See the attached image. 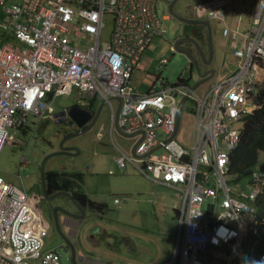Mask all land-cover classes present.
Here are the masks:
<instances>
[{"label":"built area","instance_id":"obj_1","mask_svg":"<svg viewBox=\"0 0 264 264\" xmlns=\"http://www.w3.org/2000/svg\"><path fill=\"white\" fill-rule=\"evenodd\" d=\"M162 1L168 2L0 0V152L29 117H45L53 97L71 90L77 100L99 99L109 108L110 131L115 125L132 140L130 151L114 146L115 164L133 165L155 182L177 185L178 235L165 264H203L201 256L242 264L245 240L264 234V215L256 206L264 171H251L249 192L235 193L228 182L229 155L243 116L261 106L264 0L253 3L243 33L222 29L232 42L233 72L202 93L164 79L157 89L140 93L129 80L151 41L166 32ZM209 3L211 18L221 16V1ZM238 13L240 18L243 9ZM106 19L110 28L104 39ZM166 62L160 59L159 68ZM182 97L195 104L190 108L194 137L186 147L175 140ZM207 201L210 213L202 208ZM45 234L38 208L30 205L22 185L0 176V264H30L31 259L62 264L60 256L43 249ZM258 260L264 261V252Z\"/></svg>","mask_w":264,"mask_h":264},{"label":"rangeland","instance_id":"obj_2","mask_svg":"<svg viewBox=\"0 0 264 264\" xmlns=\"http://www.w3.org/2000/svg\"><path fill=\"white\" fill-rule=\"evenodd\" d=\"M210 1L211 0H181V3L182 6H186L185 12L188 15H195L197 4H203L204 2ZM232 3L234 8L238 10L241 6V3L244 5L245 2L243 3L241 0H232ZM160 6L162 9H165L167 7V2L162 1ZM1 17L2 13L0 11V18ZM204 17H206V15ZM208 23L211 25V48L212 53H214V41L218 39L216 38V34L221 37L219 39L221 44L224 43L225 36H221V21L215 22L213 20H208ZM178 26L179 24L177 19L171 16L165 21L166 32L161 37L158 36L152 40L149 50L140 60L138 68H136L132 73L130 86L135 91H145L147 88H149L150 84L155 78V75L158 73L157 64L161 58H166L168 60L164 66V69L162 67L163 70L161 75L166 78L169 83H175L179 77L186 79L189 78V76L191 77L189 79L190 86H193L198 81L195 71H189L188 57L185 54L176 51L174 48L170 49V45L172 44L171 42L179 31ZM109 28L110 22L108 19H106L105 29L103 31L104 39H107L108 37ZM226 60L227 57H223L217 61L216 72L212 76V81H214L218 75L224 73L229 68V66H231V61L226 62ZM94 102L101 104L102 101L95 99ZM86 103L87 102L83 100H77V98L72 94L71 90H69L67 94L53 97L47 109L46 117L42 119L29 117L26 123L28 130L20 131V129L14 131L12 140L5 143L0 152V169L6 170L8 175L11 176L20 175L22 186L25 191L29 193L39 191L41 188V167L44 171L56 170L69 172L75 170L78 171L77 173H83L86 184V187H83L84 191H87V188H89L88 192H92V190L96 187V189L101 192V195L96 197L98 200H103L104 198H107V196H110L111 198L118 197L119 199H122L124 195L116 192L122 190L121 181L115 175L118 174L117 170H115L113 174H108L106 171L105 173H101L98 176H94V173H89V170L87 169V165L91 164L90 171L94 170L91 160L94 152H96V155L100 154V156H104L105 154H102L103 152H107L108 150L112 149V147L113 150L115 149L113 144L122 149L125 146L124 139L118 136L115 132H109L110 118L108 106L105 104L102 105L103 107L100 115L96 120V123L91 128L72 137L68 136L77 132L78 130L74 131L68 122L63 124V126L58 127L57 122L52 117L54 113L61 111L66 107H71L72 105L84 106ZM112 104L114 106L116 105L114 100H112ZM194 131L195 121L191 111L188 110L187 103L183 106L180 114L178 133L175 137V140L181 146L186 147L192 143ZM63 140L64 142L62 146L64 148H76L78 150L77 154L59 152V144ZM21 160L24 162L22 165L20 164ZM263 161L264 151L260 152L258 161L252 167L251 171L259 172V165ZM100 178L103 180L101 183H99L101 180ZM250 180V174H246L242 177L230 175L228 178L229 186L235 193H239L241 191L246 193L249 192ZM95 182L99 184L96 185ZM146 183V178L139 174V188L140 185H145ZM157 188L159 189V195L164 197L168 204L172 206L174 202L178 203L176 190L165 188L163 186H157ZM109 191L111 192L109 193ZM136 196L137 195H134V197ZM178 196L180 202L179 192ZM148 198V195L139 193V209H141V211L145 210L147 212L146 218L148 219L147 222H143L140 225L143 228L141 233L143 236L155 237V240L165 235L171 241L168 251V254L171 256L174 253L177 239L175 236L176 223H173L172 226L167 224V219H171L172 222H175V220L171 217V207L166 208L164 205L157 204V202L148 201ZM209 202L210 201L203 203V210L205 209L206 204ZM43 206L44 202L41 204V207ZM216 209H218V207H216ZM166 210H168V216L165 214ZM111 212L113 213V210H108L107 214L104 215L109 218V220L112 219ZM115 220L116 216L113 222L100 219L96 220L98 222V227H104L109 230L107 234L105 233L106 235L104 238H100L96 234L93 235V239L102 245L103 249L101 251H99L95 247V243L91 241L86 246L79 245V247H77L75 250V254L72 259L70 251L65 252L59 247L61 246L59 244V237L61 236L57 231L54 230H48V232H46V243L44 250L53 251L56 249V251L60 253L62 264H128L123 260H131L133 263L130 264H140L142 261L141 259L146 256V250L141 248L142 242L139 243V238H132L131 234L132 232H136V230L133 227L126 225V222L131 221L132 218L129 219V216L127 217L125 215H120L117 220ZM136 220H139V217L136 218ZM104 223L106 224L104 225ZM57 224L59 231L61 234H63L60 230L59 221H57ZM158 231L162 232L164 235H160V237L157 236L155 232ZM146 232H154V234L152 233L153 235H147ZM135 245L138 248H136ZM154 250L156 251L155 247ZM102 253H106L107 255L104 256ZM116 253H118L121 257H117V259L112 260L111 255ZM124 256L126 259L123 258ZM162 256L163 254H161V258ZM206 264L220 263L217 262V260L209 259Z\"/></svg>","mask_w":264,"mask_h":264},{"label":"crops","instance_id":"obj_3","mask_svg":"<svg viewBox=\"0 0 264 264\" xmlns=\"http://www.w3.org/2000/svg\"><path fill=\"white\" fill-rule=\"evenodd\" d=\"M170 1L171 0H168L167 7L165 8L167 15H168V19L171 17V14L168 12V5H169ZM220 1L222 4L220 5L219 9L221 10L222 15L219 16L218 18H216V19L211 18V13L213 11V8L210 6L209 2H204L203 4H197L196 7L198 9L195 10V15L192 14V16L195 18H202V20H206L207 22H208V20H213L215 22L221 21L222 22V29L224 27H227L229 30V32H228L229 34H232L235 31L238 32L239 34L243 33L249 26L251 13H252V6L256 0H241V1H243V3L244 2L245 3H244V5L241 3V6L238 10H236L234 8L232 0H220ZM201 7L204 8L203 11H199V9ZM241 8L243 9V14L240 16V18H238V16H239L238 12ZM205 15H206V17H204ZM204 29L205 30L203 31L202 43L194 44L189 39H187V40H184L183 43L181 45H179L180 46L179 47L178 43L180 40L177 38L178 33H179V31H178L177 34L175 35V37L173 38L172 42H171L172 44L170 45V49L174 48L176 51H178L177 48L175 47L177 44L178 49L185 48L188 51H190L191 53H194L195 54V61L197 63V67L199 69V71H198L197 67L194 64H192L190 61L189 62V71L190 72H192L193 70L195 71V73L198 77V81L193 86H190V84H189V79L191 78L190 76H189V78H186V79L179 77L174 84H180V85L187 86L190 89H192L194 92H199V93L204 92L210 84L220 80L225 75L233 72L234 67H235L234 57L230 54V46L232 44V42L229 38L230 36H225V41L223 44H221L219 42V39L221 37L216 34V38H218V39L216 41H214V53H212V48H211V46H209L208 38H207L208 37V28H206V26H204ZM222 29H221V36H223L222 35ZM209 30H210L209 34H210V38H211V31L212 30H211L210 23H209ZM238 38L241 39V36H239ZM188 43H190L189 46H185ZM150 44H149L148 48L142 53V55L138 61V64L134 68V70L136 68H138L140 60L144 57L145 53L149 50V48L151 46ZM194 45L199 46L201 53H202L201 55L196 52ZM182 46H185V47H182ZM208 51H209V53H208ZM178 52H180V51H178ZM180 53H183V52H180ZM183 54H185V53H183ZM211 57H212V59H211ZM223 57H227L226 62L231 61V66H229V68L224 73H222L221 75H218L217 78L214 81H212V78H213L212 76L216 72L217 61H219ZM159 61H160V59H159ZM159 61L157 64L158 73L155 75V78L152 81V83L150 84L149 88H147L145 91H137V92L142 93V92H148V91L153 90V89H157L159 87V84H160V79H164L165 81H167V79L164 78L161 75V73H162V70L164 69V66L168 62V60L166 63H164L162 65L163 69H162V67L159 68ZM134 70L132 71V73L134 72ZM132 73H131L130 79L132 78ZM129 82H130V80H129ZM198 88H200L201 90ZM83 101H85L87 103L84 106H79V107L85 109V107L87 108V106L90 103H92L94 100L87 101V100L83 99ZM180 101L184 105L188 103V110L189 111H190V108L191 109L195 108L194 102L189 98L182 97ZM75 106H77V105H75ZM117 109L119 110V106L117 107ZM86 110H88V109H86ZM46 116H47V114L45 115V117ZM97 119H98V117H97ZM96 120L89 128H91L96 123ZM91 121L92 120H90L87 124H85V126H83L81 128L77 127V125L71 121V127L74 131L78 130L75 133L81 134V133L86 131V130H84V128L87 127L91 123ZM109 126H110V122H109ZM178 126H179V124H178ZM178 126H177V133H178ZM113 127H114V129H112L111 131L109 130V132L110 133L115 132V133H117L118 136H120L122 139H124V141H125L124 148H125V150L130 151L132 149V140L129 139L130 136L122 134L117 126L114 125ZM16 130H20V131L24 130L25 131V130H28V127L25 125L24 127L16 129ZM16 130H14V131H16ZM14 131H13V133H14ZM13 133H12V135H13ZM75 133H72L68 137L78 135ZM63 142H64V140L59 145H62ZM99 142H101V141H99ZM96 146H98V145H96ZM113 146H116V145L113 144ZM59 147H61V146H59ZM118 148H120V147H118ZM65 149H67L68 151H63L61 153H69V154L74 153L72 148H65ZM114 153L115 152L113 150V147H112V149L108 150L107 152H103L102 154H105L104 156H100V154L96 155V152H94L93 153L94 155L91 158L92 167H94V170L90 171L91 164L87 165V169L89 170V173H91V174L94 173V176H98L101 173H105L106 171L108 174H113L114 171L117 170L118 174H115V175L121 181V187H122L121 189L122 190L116 191V192L124 195L122 197V199H119L118 197L111 198L110 196H107V198H104L103 200H98L96 197L101 195V192L98 189H96V187L92 190V192H88L89 188H87V191L83 190V187H86L85 179L83 177V173H79L80 174L79 176L72 175V177H71V178L76 180V183H75L76 189H78L82 193L86 194L87 197L90 198L91 200L106 204L107 210L103 213L98 212L94 209L90 210V209L85 208V207L82 208L72 198L82 208V211H81L72 203L71 199L65 195H58V196L50 199L47 194L44 195L41 185H40L41 188L39 189V191H34L32 193H29L26 191V193H27L28 197L31 196V199H32V197L34 199H37L36 198L37 195H35V194H39V195L41 194L43 196V198L45 199L43 209L48 210V212H50V210H51V216H50L49 221L45 220V218L41 219L43 227L45 228V232H48V230L57 231L61 236V237H59L57 235L60 238L59 244L61 246L63 245L67 252H69V251L71 252V258L72 259H73L74 254H75V250L77 249V247H79V245L86 246L91 241H93L95 243V247L99 251H101L103 249L102 245L93 239V235L96 234L100 238L101 237L104 238L105 235L107 234V232H109V230L107 228H104V227H98L97 226L98 222L96 221L97 219L104 220V221L106 220L108 222H113L115 216H116V220H117V218L120 215H125L127 217L129 216V219L132 218L131 221L126 222V225L133 227L136 230V232H132V234H131L132 238H139V243L142 242L141 248H144L146 250V256L141 259L142 261L140 262V264H165L169 261V259L172 258L173 254H174L173 253L171 256L168 254L169 246L171 245V241L160 231L155 232L157 234V236H159V237H160V235H164V236H161V238H157L156 240H155V237L143 236V234L141 233L143 231V228L140 225L143 222H147L148 219L146 218L147 212L145 210L141 211V209H139V206H138L139 193H144L145 195H148L149 196V198L147 199L148 201L157 202V204L164 205L166 208L171 207V210H172L171 217L175 220V222H172L171 219H167V224L172 226L173 223H176V234H175V236L177 237L178 226H177V217H176V211H175L176 207L179 203L177 185L167 186L165 184L155 182V181L151 180L150 178L146 177L145 175H143L133 165H130V164H127L125 167H118L113 160ZM260 165H259V168H260ZM101 169H103V170H101ZM0 172H1L0 176H2L6 181L18 183V184L22 185L20 175H18V176L8 175V172H6V170H3V169H0ZM62 172L66 173L67 175H71V174L77 173L78 171L72 170L69 172H67V171H62ZM139 174L143 175L146 178V182H147L145 185H140V188H139ZM40 179H41V176H40ZM102 181L103 180L101 179L99 183H101ZM81 183H82V186H81ZM99 183L95 182L96 185ZM157 186H163L165 188H171V189L176 190V192H177L176 197L178 198V203L174 202L172 204V206L170 204H168V202L165 201V198L161 197L159 195V193H158L159 189L157 188ZM44 190H45V188H44ZM111 191H109V193ZM58 192H65V191H58ZM55 193H57V192H54L50 195L52 196ZM66 193H68L71 196V194L69 192H66ZM134 195H137L138 197L137 196L134 197ZM115 198H118L117 203L114 202ZM29 203H30V205H35L32 201L30 202V200H29ZM109 203H111V204H109ZM207 205H210V204H207ZM205 209H207V212L210 213L209 208H207L205 206ZM108 210H113V213L111 212V214H112L111 220H109V218L104 216L105 214H107ZM38 213H41L40 209L38 210ZM167 213H168V210L165 211V214H167ZM209 213H206L205 218L209 217ZM59 216H60V219H59ZM166 216H168V214ZM138 217H139V220H136V218H138ZM154 220H155V218H154ZM57 221H59L60 230L62 231L63 234H61V232L59 231ZM105 224L106 223H104V225ZM138 230H139V233H138ZM146 231H148V230H146ZM152 233L154 234V232H146L147 235H153ZM121 235H122V233H121ZM262 235L264 237V234H262ZM249 237H250V235H249ZM249 237H248V239L245 240L244 253L241 257V261H242L243 257H245V259H243V260H246L247 263H248V259H250L249 255L254 252V247H255V245H252V242L250 241ZM159 240H161V241H159ZM176 241H177V239H176ZM45 243H46V237H45ZM44 246H45V244H44ZM175 246H176V244H175ZM135 247L138 248L136 245H135ZM154 247L156 248V251L154 250ZM67 248H69L70 250H68ZM43 249H44V247H43ZM174 250H175V248H174ZM248 252H249V254H248ZM262 252H264V250L261 251L260 253H262ZM102 254L104 256L107 255L106 253H102ZM161 254H163L162 258H161ZM246 254H248V255H246ZM111 257H112V260H115V259H117V257H121V256L118 253H116V254L111 255ZM123 258L126 259L125 256ZM201 258L203 260V264H206L209 259H214L210 256H201ZM60 259H61V257H60ZM214 260H216V259H214ZM123 261L127 262L128 264L133 263V262H131V260H123ZM217 262L222 264V261H220V260H217ZM37 263L40 264L38 261H36L34 259L30 260V264H37ZM134 264H136V263H134ZM242 264H243V262H242Z\"/></svg>","mask_w":264,"mask_h":264},{"label":"trees","instance_id":"obj_4","mask_svg":"<svg viewBox=\"0 0 264 264\" xmlns=\"http://www.w3.org/2000/svg\"><path fill=\"white\" fill-rule=\"evenodd\" d=\"M262 66L264 67V62ZM258 99L259 101L261 100L260 108L254 110L252 113L245 114L242 118L237 145L232 149L229 155L228 178L230 175L242 177L246 175V173H249L252 167L257 163L260 152L264 151V82L260 86ZM72 175L79 176L80 174L75 173L67 175L62 171H44L43 182L46 194L50 195L58 191L69 192L72 198L82 208L94 209L101 213L105 212L107 210L106 204L91 200L86 194L75 188L76 180L71 178ZM231 180L233 181L232 178ZM256 206L258 214L264 215V189L260 191L256 198ZM177 215L178 213L176 211V217ZM262 234L263 233L258 234L257 236L254 234L250 235V241L252 242L255 239L256 245L254 247V252L249 255L250 263L243 260L245 259V257H243V264H254V262L259 261L258 253L264 250V237Z\"/></svg>","mask_w":264,"mask_h":264},{"label":"flooded vegetation","instance_id":"obj_5","mask_svg":"<svg viewBox=\"0 0 264 264\" xmlns=\"http://www.w3.org/2000/svg\"><path fill=\"white\" fill-rule=\"evenodd\" d=\"M172 9L178 14V17H175L177 19V22L179 24V33H178V39L180 40L178 43V46L181 45L183 43L184 40L189 39L191 42H193L194 44L196 43H202V37H203V31L204 29V25L202 24H198L196 21H202V18H195L191 15H188L185 12L186 6H182L181 0H175V2L173 3ZM184 20V21H183ZM177 39V40H178ZM190 43H188L185 46H189ZM182 46V47H185ZM180 47V46H179ZM102 105L99 104L98 102H92L90 103L87 108L85 107V109H88L89 111H91L92 113H95L97 110L99 111L98 117L100 115V112L102 110ZM70 109V107H67L65 109L66 112ZM53 117V116H52ZM53 119L57 122V120H63L60 123H57L58 127L63 126V124L65 123H70L71 126V121L70 118L68 117V115H61L57 118ZM37 195V199H34V201L31 199V196L28 197V199L30 200V202L32 201L35 206L38 208V210L40 209L41 213H39L40 220L45 218V220L49 221L50 220V216H51V210L50 212H48V210H44V206L41 207L40 205L42 204V202L45 201V199L43 198V196L40 194H35ZM48 197L50 198L51 195H48ZM39 204V206H38ZM42 222V221H41ZM53 231V230H52ZM68 250H70L69 248H67Z\"/></svg>","mask_w":264,"mask_h":264},{"label":"water","instance_id":"obj_6","mask_svg":"<svg viewBox=\"0 0 264 264\" xmlns=\"http://www.w3.org/2000/svg\"><path fill=\"white\" fill-rule=\"evenodd\" d=\"M175 2V0H171L170 1V3H169V5H168V12L171 14V16H173V17H178V14L172 9V6H173V3ZM184 21V20H183ZM198 24H202V25H204V26H206V28H208V44H209V46H211V38H210V34H209V23L206 21V20H202V21H196ZM176 48H177V50L178 51H180V52H183V53H185V55L188 57V59H189V62L191 61V63L192 64H194L196 67H197V63H196V61H195V54L194 53H191L190 51H188L187 49H185V48H181V49H178V46H177V44H176V46H175ZM194 47H195V50H196V52L197 53H199L200 55L202 54L201 53V50H200V48H199V46H197V45H194ZM197 69H198V67H197ZM198 71H199V69H198ZM101 105H104V102H101ZM68 115V117L70 118V120L73 122V123H75L76 125H77V127H83V126H85V124H87L90 120H92L91 121V123L87 126V127H85L84 128V130H87L94 122H95V120L97 119V117H98V114H99V111L97 110L95 113H92V112H90L89 110H86V109H83V108H81V107H79V106H75V105H73V106H71V108L66 112L65 110H61V111H58V112H56V113H54V115H53V117L54 118H57V117H59V116H61V115ZM117 114H118V109H117V111H116V116H117ZM63 120H57V123H60V122H62ZM75 134H78V133H75ZM61 147H59L60 149H59V152H63V151H68L67 149H65L64 147H62V145H60ZM72 150L74 151V153L73 154H76L77 152H78V150L76 149V148H72ZM261 171H264V161L261 163V165H260V168H259ZM246 174H249V173H246ZM43 175H44V170L42 169V167H41V171H40V176H41V187H42V191H43V193H44V195H46V193H45V190H44V182H43ZM58 195H65V196H67V197H69L70 199H71V201H72V203L79 209V210H81L82 211V208L72 199V197L68 194V193H66V192H57V193H55L54 195H52L51 197H50V199H52V198H54V197H56V196H58ZM32 200L34 201V198L32 197ZM209 207H210V205H209ZM60 248H62L65 252H67L66 251V249H65V247L62 245V246H60ZM53 252L55 253V254H57L58 256H60V253L59 252H57L56 251V249L55 250H53Z\"/></svg>","mask_w":264,"mask_h":264},{"label":"clouds","instance_id":"obj_7","mask_svg":"<svg viewBox=\"0 0 264 264\" xmlns=\"http://www.w3.org/2000/svg\"><path fill=\"white\" fill-rule=\"evenodd\" d=\"M251 172V171H250ZM249 172V173H250ZM254 264H264V261H257V262H254Z\"/></svg>","mask_w":264,"mask_h":264}]
</instances>
